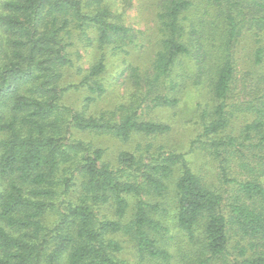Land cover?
<instances>
[{
  "label": "trees",
  "instance_id": "16d2710c",
  "mask_svg": "<svg viewBox=\"0 0 264 264\" xmlns=\"http://www.w3.org/2000/svg\"><path fill=\"white\" fill-rule=\"evenodd\" d=\"M111 1H0V264H264V0H154L152 57L129 69L118 117L87 112L95 97L61 103L70 38L102 54L71 85L96 97L105 48L136 42ZM189 87L203 98L192 145L220 184L164 146L121 152L114 168L74 137L166 135L139 110L173 108Z\"/></svg>",
  "mask_w": 264,
  "mask_h": 264
},
{
  "label": "rangeland",
  "instance_id": "374dc122",
  "mask_svg": "<svg viewBox=\"0 0 264 264\" xmlns=\"http://www.w3.org/2000/svg\"><path fill=\"white\" fill-rule=\"evenodd\" d=\"M3 1V0H0ZM113 1V2H112ZM112 11L117 18L133 32L137 33V39L133 46L125 48L124 52L113 51L110 47L105 48L104 57L106 69L103 75V86L105 91L96 97L87 88H71L77 84L82 74L79 69H87L101 57V52L96 48L95 43L84 44L76 39L70 38L67 42V53L72 60L71 67L62 72L61 86L68 89L61 97V103L73 110H82L87 102V97H95L93 102L88 103L86 111L89 113H114L116 117L121 114L118 111L120 105L125 104L134 94V89L128 79V72L131 67H146L151 59V35L154 33V26L151 22L152 3L154 0H112ZM137 94V92H135ZM179 103L173 108H158L149 111L143 107L139 110L144 119H153L169 126L170 130L166 135L152 138L133 137L128 142H122L110 135L92 133H74L77 140L89 143L95 148L104 151V162L118 166L117 157L121 152H134L138 145L144 146L147 143L154 147L164 146L165 150H176L185 154L186 158L203 175L214 184H220L217 180V166L196 149L195 143L199 135V124L194 118H189L196 110V104L203 101L201 93L195 88H186L179 96ZM2 137V134H0ZM195 148V149H194ZM223 186V185H221ZM122 241L124 249L118 255L122 259L132 262V250ZM145 264V263H143Z\"/></svg>",
  "mask_w": 264,
  "mask_h": 264
}]
</instances>
